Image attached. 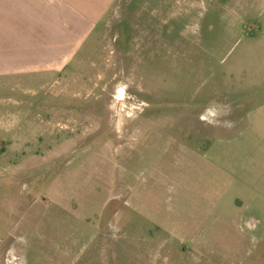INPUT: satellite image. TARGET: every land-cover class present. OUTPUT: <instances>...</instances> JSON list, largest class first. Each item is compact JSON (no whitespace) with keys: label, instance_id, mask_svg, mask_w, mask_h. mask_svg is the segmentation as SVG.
I'll use <instances>...</instances> for the list:
<instances>
[{"label":"rangeland","instance_id":"obj_1","mask_svg":"<svg viewBox=\"0 0 264 264\" xmlns=\"http://www.w3.org/2000/svg\"><path fill=\"white\" fill-rule=\"evenodd\" d=\"M257 2L121 0L65 68L0 79V264H264L198 165L215 97H264Z\"/></svg>","mask_w":264,"mask_h":264},{"label":"crops","instance_id":"obj_2","mask_svg":"<svg viewBox=\"0 0 264 264\" xmlns=\"http://www.w3.org/2000/svg\"><path fill=\"white\" fill-rule=\"evenodd\" d=\"M120 1L0 0V79L24 72L19 63L33 64L31 71L65 68ZM261 1L264 5L258 0L257 7ZM175 6L164 4V14L172 15ZM59 61L63 63L55 67ZM253 99L260 101L244 106ZM235 100L215 97L214 135L198 155V165L208 170L209 183L224 188L234 201L236 214L225 212L232 216L229 220L239 228L252 216L253 227L264 231V97L243 101L241 113L229 106ZM246 235L253 246L264 248V233ZM257 259L264 261V256Z\"/></svg>","mask_w":264,"mask_h":264},{"label":"trees","instance_id":"obj_3","mask_svg":"<svg viewBox=\"0 0 264 264\" xmlns=\"http://www.w3.org/2000/svg\"><path fill=\"white\" fill-rule=\"evenodd\" d=\"M4 147H5V141L4 140L0 141V152H4L5 151Z\"/></svg>","mask_w":264,"mask_h":264}]
</instances>
